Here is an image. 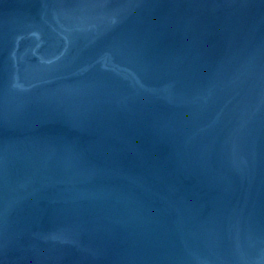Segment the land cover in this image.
Instances as JSON below:
<instances>
[{"label":"water","instance_id":"1","mask_svg":"<svg viewBox=\"0 0 264 264\" xmlns=\"http://www.w3.org/2000/svg\"><path fill=\"white\" fill-rule=\"evenodd\" d=\"M0 264H264V0H0Z\"/></svg>","mask_w":264,"mask_h":264}]
</instances>
